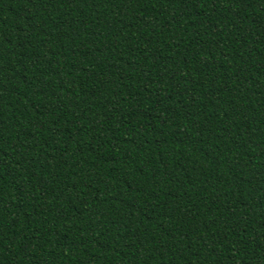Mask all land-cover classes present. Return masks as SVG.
Segmentation results:
<instances>
[{
    "label": "trees",
    "instance_id": "trees-1",
    "mask_svg": "<svg viewBox=\"0 0 264 264\" xmlns=\"http://www.w3.org/2000/svg\"><path fill=\"white\" fill-rule=\"evenodd\" d=\"M0 264H264V0H0Z\"/></svg>",
    "mask_w": 264,
    "mask_h": 264
}]
</instances>
